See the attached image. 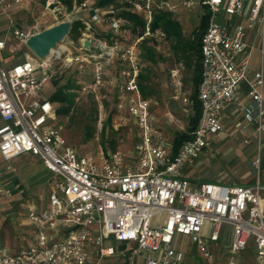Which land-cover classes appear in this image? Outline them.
<instances>
[{
    "label": "built area",
    "instance_id": "1",
    "mask_svg": "<svg viewBox=\"0 0 264 264\" xmlns=\"http://www.w3.org/2000/svg\"><path fill=\"white\" fill-rule=\"evenodd\" d=\"M6 1L0 0V7L8 6ZM126 2L135 12L144 14V35L131 44L118 38H95L94 25L86 20L80 49L84 55L72 56L69 61L71 65L78 64L83 72L87 64L94 68L92 80L83 82L81 91L98 100L109 69L116 63L120 65L117 110L128 113L137 126L138 141L131 163L120 152L106 156L102 151L98 164L94 156L79 155L69 146L62 135L63 128L56 126L57 104L38 98L45 83L52 79L49 60L38 62L27 55L24 62L6 68L2 54L7 44L0 40V156L9 163L31 154L53 174L47 205L28 209L27 220L36 244L21 248L17 254H11L6 245L0 244V264H101L118 253L114 246L106 244L111 235L116 242L132 245L133 259L139 257L144 264H184V254L173 246L176 235L190 236L199 253L212 262L214 251L221 248L218 242L222 240L224 225L231 227L232 257L228 264H264L261 182L233 187L221 183L193 185L183 176L185 167L210 149L209 138L224 131L225 112L237 101L249 74L252 47L245 37L257 24L264 25V0L202 1L209 20L201 41L202 80L198 92L201 117L192 138L176 154L174 139L167 140L158 129L152 103L144 98L140 85L143 69L140 43L153 38L160 47L167 41L166 33L153 32L151 28L156 0ZM192 4L184 1L188 8ZM46 5L56 19L65 12L61 0H47ZM166 5L158 7L165 9ZM222 12L235 19L245 17L247 25H221L216 18ZM102 14L103 22H109L114 34L127 24L114 9ZM92 20L101 21L97 14ZM35 34L37 30H14V36L23 45ZM86 41L90 47H85ZM53 52L60 54L57 50ZM171 78L181 94L180 70H173ZM263 88L264 74L260 72L251 95L259 105L262 119ZM100 109L104 110L103 103ZM104 121L102 118L100 124ZM255 165L260 168V161ZM3 177L0 169V197L12 196ZM160 213H167V219L153 226ZM253 238L257 246L256 262L237 260L234 255L245 251Z\"/></svg>",
    "mask_w": 264,
    "mask_h": 264
},
{
    "label": "rangeland",
    "instance_id": "2",
    "mask_svg": "<svg viewBox=\"0 0 264 264\" xmlns=\"http://www.w3.org/2000/svg\"><path fill=\"white\" fill-rule=\"evenodd\" d=\"M61 1L65 6V12L58 19L47 10V0H7L8 6L0 7V40H4L7 44V48L2 54L3 65L8 68L22 63L27 55L38 62L49 60L52 66V79L45 83L38 98L51 100L57 88L69 83L76 88V98L70 115L60 116L59 121L56 122V126L63 128L62 135L67 144L74 147L79 155L94 156L97 158L98 164H100L98 157L102 151L106 156L120 152L126 157L128 163H131L138 141L136 137L137 126L128 113L117 110L121 84V79L118 76L121 71L120 65L116 63L109 69L105 87L100 95V100H98L95 96L81 91L83 82L92 80L94 68L87 64L86 72H83L78 64L71 65L69 61L72 56L84 55V53L80 52L82 41L85 38L83 35L79 40H74L71 35L67 36L57 48V52L59 51L60 54L52 52V55L45 60L39 59L27 45H23L14 36L15 29L22 32L37 30V33H40L60 23L68 21L75 23L78 20H90L92 22L94 25L92 33L95 38H104L108 33H113L109 27V22H103L102 15V10L114 9L113 7L100 9L95 3L96 0H84L83 4L89 2L90 5H94L92 10H90L88 7L83 8V4L79 5L78 1L74 0L72 9H69L64 0ZM157 1L162 3L161 1L163 0ZM166 1L170 2L172 0ZM184 1L186 0H181L178 3L173 1L178 6L173 14L174 18L176 20L178 18L183 25L186 40L192 41L194 32L200 26L204 8L201 6L200 0H192L195 4L193 3V7L189 10L184 5ZM118 7L122 9L125 6L121 3L117 5ZM98 9L101 11H97ZM123 11H117V15L122 14ZM96 13L100 17V22L92 20V16ZM218 21L223 23L222 20ZM119 33L116 34L126 44H131L135 39V35L128 30L122 29ZM156 48L160 56H163L164 61L160 59L157 64L150 65L152 72L150 87L153 90V95L149 100L152 103V113L158 120V129L164 138L172 140L177 134L188 130L190 119L194 115L191 103L193 67H188L184 62V58L179 59L174 55L170 42L165 41L160 47L156 46ZM142 61L143 67H146L147 64L143 59ZM175 69L180 70V76L183 81L181 94H178L171 78V72ZM56 83H58V87ZM102 103L104 104V110L100 109ZM109 116L112 117V123L104 132L103 127ZM102 118L105 121L101 125L100 121ZM89 126L95 127L92 137H88L86 134V128ZM218 139L217 135L210 137L209 141L212 144L214 154L204 156V153L200 157L202 159H198L199 163L193 167L189 175L191 180L198 183L218 184L220 182L230 187L254 186L260 181L262 186H264V145L260 154L262 164L260 169H257L253 165L256 158H258L257 144L232 145L233 149L225 152L224 150L228 147L226 146L227 144H216ZM21 157V159L19 158L16 161L9 163L2 161L3 163H0L1 169L11 164L17 170L11 180L12 184L8 185L9 187H14L16 184L26 187V189L21 188L22 191H18L12 196L5 195L0 197V244L6 245L11 254H17L21 248H31L36 244L35 237L30 230L31 225L27 220L28 209L30 206L45 207L52 193L50 182L53 174L49 171L45 172L43 177H39L40 181L36 182V175L41 167L35 160L41 161L31 154ZM18 162L19 164H17ZM262 199L264 201V194ZM167 217V213L158 214L153 226L162 224ZM230 232L231 227L224 225L222 240L218 242L221 248L214 251L213 247H210L215 255V259L212 262L207 261L204 255L199 253L190 236L176 235L173 246L174 249L184 254V264H228L232 257L229 247L231 242ZM106 244L114 246L118 254L113 258L105 259L103 264H130L128 263V258L130 259L133 256L134 247L132 245L128 246L127 243L124 244L114 240L106 241ZM234 256L243 263H255L257 258L255 239L253 238L250 241V246L245 251ZM133 262L144 264L139 257L134 258L133 261L131 259V263Z\"/></svg>",
    "mask_w": 264,
    "mask_h": 264
},
{
    "label": "trees",
    "instance_id": "3",
    "mask_svg": "<svg viewBox=\"0 0 264 264\" xmlns=\"http://www.w3.org/2000/svg\"><path fill=\"white\" fill-rule=\"evenodd\" d=\"M78 4H83L84 0H77ZM127 0H97V7L100 9H108L113 7L114 10H124L122 14H118V17H121L127 22L128 25H125L122 29L130 31L131 34L135 35V40L143 36L146 30V21L144 14L137 13L132 9V6L126 2ZM137 1V0H135ZM65 4L69 9H72L74 0H64ZM123 3L125 7L117 8L118 4ZM117 8V9H116ZM209 13L206 12L201 19L199 28L194 32V38L192 41H187L184 36L183 26L180 21L174 18V14L168 10L160 9L157 5L154 7L153 11V21L151 28L153 32L158 30L166 33V40L170 42L172 51L179 59L184 58V62L188 67H193V93L191 95L192 106L194 115L190 119L189 127L186 132L177 134L174 138V153L176 154L180 147L192 138V132L197 128L198 123L201 117V103L199 101L198 92L199 86L202 80V46L201 41L208 28ZM85 20H78L73 23L71 32L69 35L73 36L74 40L81 39L82 35L85 32ZM82 30L84 31L82 33ZM93 34V33H92ZM113 38H118L121 40L119 35L114 33H108L106 37L99 39L111 40ZM132 41V42H133ZM152 43V44H151ZM150 44V45H149ZM157 43L153 38H145L140 43V59L143 65V61L147 64L146 67H143L140 74V85L141 91L144 98L149 99L153 95V90L150 87L152 78H151V64H157L159 60H163V56L157 52L156 48ZM58 87V83H56ZM76 88L72 87L69 84L57 88L56 92L51 98V102L57 104V113L58 116H68L71 113V110L74 106V100L76 98L75 93ZM60 105V106H58ZM112 123V117L109 116L104 124L103 131L105 132ZM87 129V136L92 137L95 132V127L89 126ZM92 133V134H91ZM104 134V133H103Z\"/></svg>",
    "mask_w": 264,
    "mask_h": 264
},
{
    "label": "crops",
    "instance_id": "4",
    "mask_svg": "<svg viewBox=\"0 0 264 264\" xmlns=\"http://www.w3.org/2000/svg\"><path fill=\"white\" fill-rule=\"evenodd\" d=\"M96 1H95V3L97 4ZM173 1L178 3L181 0H172L170 2L163 0V1H161L162 3H159L156 0V5L158 6L159 4L160 5L161 4H165V5L167 4L166 5L167 8H165V10H168L172 13H175L178 6H177V4L175 5V3H173ZM188 1H192V0H188ZM202 1L203 0H200V4L204 8ZM192 3H194V2L192 1ZM194 4H192V6L190 8H188V7H186V8L190 10ZM93 6L94 5H90L89 2L88 3L86 2V7H83V8L88 7L90 10H92ZM97 11H101V10L98 9ZM102 12H104V11L102 10ZM205 13H206V9L204 8V14ZM96 14H94V15H96ZM177 20L179 21L178 18H177ZM218 20H222L223 23L219 22ZM216 22L220 23L221 25H225V26L226 25L229 26L230 23H233L234 25H239V24L245 25V26L247 25L245 17L235 19L231 15L226 14L224 12H222V14H220L216 18ZM245 42L248 45H250V47H252V49L249 51V67H248L249 68V74H248L247 79L242 83V85L240 87L239 96H238L237 101L235 103L231 104L225 112V116H224V120H223L224 131L221 134L217 135V138H219V139L216 141V144H218V143H220L221 145L224 143L227 144L226 146H228V147L224 150L225 152L232 150L233 149L232 145L257 144L258 158H256L253 165L255 167H257L255 165V163L259 160L260 161V167H261L262 158L260 157V154H261V151H262V148L264 145V117H263V119L260 117L259 105L253 99L251 93L253 92L254 85L256 83V75L260 72H263V74H264V53H263V50H264V25L257 24L256 27H254L251 30H248L247 35L245 37ZM263 95H264V88H263ZM204 153H203L204 156L214 154L212 144H211L210 149L206 150ZM19 158L21 159L22 157L20 156V157L14 159L12 161H16ZM24 160H26V159L24 158ZM2 161H3V159L0 156V163L4 162V161L3 162ZM30 161H32V160H30ZM35 162L38 163V165L41 167V169H39L40 170L39 173L36 175V182H39L40 181L39 177L40 176L43 177L44 173L45 172L47 173L48 170L46 169V167L43 165L42 162H39L36 160H35ZM197 163H199V160L187 165L185 167V169L183 170V176L186 179H188L193 185L200 184L198 182L191 180V178L189 177L190 173L193 170V167ZM17 164H19V162ZM257 169H260V168L257 167ZM1 170L3 171L4 183L8 189L12 190L13 194L14 193L16 194V192H18V191H22V189H26V187L23 185H17L16 184L14 187L8 186L9 184H12L11 180L15 176L16 171H17L16 168H14V165L8 164ZM216 180H218V179H216ZM218 181H220V180H218ZM110 258H113V257H110ZM110 258H107V259H110ZM131 259L133 261V256H131L130 259L128 258V260H129L128 263H131ZM103 262H104V260L102 261L101 264H103Z\"/></svg>",
    "mask_w": 264,
    "mask_h": 264
},
{
    "label": "water",
    "instance_id": "5",
    "mask_svg": "<svg viewBox=\"0 0 264 264\" xmlns=\"http://www.w3.org/2000/svg\"><path fill=\"white\" fill-rule=\"evenodd\" d=\"M73 23L71 21L60 23L57 26L32 35L27 41L29 49L41 60L48 59L52 52L69 36ZM90 42H85V47H90ZM114 235L109 240H114Z\"/></svg>",
    "mask_w": 264,
    "mask_h": 264
}]
</instances>
